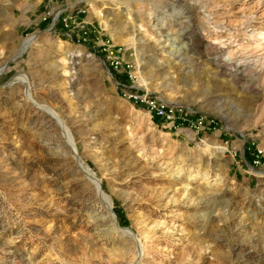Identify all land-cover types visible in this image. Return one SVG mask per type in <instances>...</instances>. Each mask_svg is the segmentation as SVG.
Wrapping results in <instances>:
<instances>
[{
    "label": "rangeland",
    "instance_id": "374dc122",
    "mask_svg": "<svg viewBox=\"0 0 264 264\" xmlns=\"http://www.w3.org/2000/svg\"><path fill=\"white\" fill-rule=\"evenodd\" d=\"M57 1L0 0V264H264V167L250 164L264 152V44L250 36L264 16L240 11L247 0H93L100 38L83 44L48 30ZM114 56L217 129H172L124 98Z\"/></svg>",
    "mask_w": 264,
    "mask_h": 264
},
{
    "label": "built area",
    "instance_id": "2783aa9c",
    "mask_svg": "<svg viewBox=\"0 0 264 264\" xmlns=\"http://www.w3.org/2000/svg\"><path fill=\"white\" fill-rule=\"evenodd\" d=\"M92 1L61 0L56 7L42 14V20L50 21L48 30L52 33H58L60 25L64 31L63 35L69 40L83 44H95L100 35L99 30L89 19ZM49 3L55 4L54 0H49ZM102 45L108 46L104 42ZM112 65L116 73L122 76L115 79L116 87L121 95L134 104L146 108L152 117L159 119L170 128L178 129L186 125L198 133L217 129L218 121L215 117L199 113L183 103L171 102L143 89L137 80L133 65L122 62L116 56L112 58ZM263 155V149L256 146L253 159L250 161L251 166L264 167Z\"/></svg>",
    "mask_w": 264,
    "mask_h": 264
},
{
    "label": "bare ground",
    "instance_id": "6f19581e",
    "mask_svg": "<svg viewBox=\"0 0 264 264\" xmlns=\"http://www.w3.org/2000/svg\"><path fill=\"white\" fill-rule=\"evenodd\" d=\"M243 1V0H242ZM239 9V8H238ZM241 9H242V11L243 10H250V11H252V13L254 14V15H256V16H258V15H260V16H264V1H262V0H258L257 2H254V1H251V0H247V1H245L242 5H240V11H241ZM235 10H236V8H235ZM249 12V11H248ZM101 15V14H100ZM250 16H252V14L250 15ZM240 17V16H239ZM242 17V16H241ZM247 17V16H246ZM247 20V19H246ZM248 20H250V19H248ZM237 20H235L234 22H236ZM239 21V20H238ZM237 21V22H238ZM242 21V20H241ZM233 23V22H232ZM256 27V26H255ZM218 33L217 32H214V31H211V33L208 35L209 36V38L210 39H214V40H219V37H218ZM253 39H255L256 40V43L258 44V45H262V44H264V31H262V32H256V31H254L251 35H250ZM227 40H229V38L227 39ZM34 41H35V36H31V37H29V38H27L25 41H24V43H23V45H22V47H21V49H20V51H19V55H21L23 52H25L28 48H30L32 45H33V43H34ZM257 46V45H256ZM230 53V52H229ZM264 54V53H263ZM261 58V57H260ZM227 60H232V56H231V54H228V57L226 58ZM262 59V58H261ZM260 59V60H261ZM260 60H256L255 62V64H258V63H262V65L264 66V61H260ZM64 64L66 63V59H62L61 60ZM65 70V72H67L66 71V68L64 69ZM1 71L2 70H0V73H1ZM261 73V72H260ZM67 74V73H66ZM19 78H21L24 82H25V84H27V97L30 99V100H32V101H34V102H36L35 100H34V98H33V96H32V93H31V90H30V87H29V80H28V78L26 77V76H23V77H19ZM39 106H41V107H44L52 116H54L56 119H57V121L60 123V125H61V127H62V129H63V131H64V133L66 134V136H67V140H68V142L70 143V145L72 146V148H73V150L75 151V152H77L78 151V149H77V146H76V144H75V140H74V136H73V134H72V132L70 131V129L68 128V126L66 125V123L64 122V120L62 119V117L59 115V113L55 110V109H52V108H48V107H46V106H44V105H40L39 104ZM78 155V154H77ZM79 163H80V165H81V167L83 168V171L85 172V174L92 180V182L94 183V185L96 186V188H97V191L99 192V194H100V196L101 197H103V199H104V201H105V203L107 204V206H108V208L109 209H111L112 208V201L110 200V198H109V196L106 194V193H104V191L102 190V188H101V183H100V178H98L97 176H96V174L93 172V170L90 168V166H87L81 159H79ZM111 211V210H110ZM124 233H126L127 235H129V236H131L133 239H134V241L136 242V245H137V248H138V254L139 253H141V251H143V245H142V242H141V240L140 239H138L139 240V242H138V240L134 237V235L133 234H131L130 233V231H129V229H124Z\"/></svg>",
    "mask_w": 264,
    "mask_h": 264
},
{
    "label": "water",
    "instance_id": "95a60500",
    "mask_svg": "<svg viewBox=\"0 0 264 264\" xmlns=\"http://www.w3.org/2000/svg\"><path fill=\"white\" fill-rule=\"evenodd\" d=\"M102 199H103V197H102ZM107 208H108V207H107ZM108 210H109V211L111 210L110 212L112 213V216H113V218H114V220H115L116 227H117L118 229H120L121 231H123V232H125L124 229H129L130 233L133 234L134 237L138 240L137 235L135 234V232H134L132 229H130V228H128V227H123V226H121V225L119 224V222H118V220H117V216H116L115 212L112 210V208H111V209L108 208ZM138 242H139V240H138Z\"/></svg>",
    "mask_w": 264,
    "mask_h": 264
},
{
    "label": "crops",
    "instance_id": "0c3cea01",
    "mask_svg": "<svg viewBox=\"0 0 264 264\" xmlns=\"http://www.w3.org/2000/svg\"><path fill=\"white\" fill-rule=\"evenodd\" d=\"M41 1H43V0H41ZM47 1V3L49 4V0H46ZM57 0H54V2H56ZM61 0H58L57 2L59 3ZM58 5V4H57Z\"/></svg>",
    "mask_w": 264,
    "mask_h": 264
},
{
    "label": "trees",
    "instance_id": "16d2710c",
    "mask_svg": "<svg viewBox=\"0 0 264 264\" xmlns=\"http://www.w3.org/2000/svg\"><path fill=\"white\" fill-rule=\"evenodd\" d=\"M157 121H159V122H160V120H159V119H157Z\"/></svg>",
    "mask_w": 264,
    "mask_h": 264
}]
</instances>
